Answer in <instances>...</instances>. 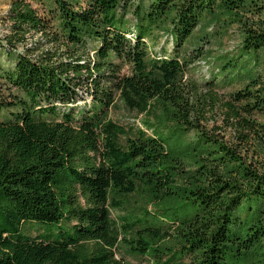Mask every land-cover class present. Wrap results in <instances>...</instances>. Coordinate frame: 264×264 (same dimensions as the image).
<instances>
[{"label": "trees", "instance_id": "1", "mask_svg": "<svg viewBox=\"0 0 264 264\" xmlns=\"http://www.w3.org/2000/svg\"><path fill=\"white\" fill-rule=\"evenodd\" d=\"M126 3L8 0L0 18V80L12 99L0 93V264H124L115 258L109 194L135 190L194 209L172 223L148 214L142 251L173 237L191 264H264V0H146L135 9L133 40ZM211 26L207 43L236 28L231 52L185 48ZM158 33L172 40L170 57H149L145 41ZM201 57L216 72L185 78ZM115 59L130 77L118 75ZM79 91L91 97L89 109L77 106ZM118 91L152 118L144 122L151 135L131 128L124 145L113 140L120 130L105 118ZM27 222L56 229L31 238L21 231Z\"/></svg>", "mask_w": 264, "mask_h": 264}, {"label": "rangeland", "instance_id": "2", "mask_svg": "<svg viewBox=\"0 0 264 264\" xmlns=\"http://www.w3.org/2000/svg\"><path fill=\"white\" fill-rule=\"evenodd\" d=\"M125 1L130 6V12L127 14L126 19L127 29L131 30L126 37L133 40V32L137 23L135 9L137 5L146 2V0ZM7 4L8 0H0V18L5 15ZM34 6L41 12V4L35 2ZM5 30L6 24L0 22V38L5 33ZM215 30L216 26L208 27L206 30H195L192 38L186 42L185 48L191 50L193 47L202 46L205 50L211 51V56L213 57L221 54V52H231L239 41L236 28L232 27L226 33H223L222 39L211 40L210 43H207L205 37L212 36ZM155 35H153V41H145L149 57H170L173 43L169 35L166 33H158L156 37ZM203 36L204 38L201 42L197 40ZM89 54L90 56L93 55L92 52ZM114 62L119 65V76L130 77L132 75L128 64L121 63L116 59ZM216 66L217 64L212 59L206 62V59L201 57L191 67H188L185 78L197 82L208 80L211 74L216 72ZM0 93L3 94L7 101L12 100L8 96L6 85L1 80ZM78 95L77 106L81 107L85 104V108L89 109L91 97L85 91H79ZM4 114L7 113L5 112ZM43 118L45 122L52 121L50 116H43ZM46 118L49 120L46 121ZM105 120L119 128L120 131H116L113 134V140L120 145H124L127 139L132 136L133 131H131V128L141 129L146 134L151 135V130L144 126V122L152 123V118H149L145 113L141 114L136 109L130 108L120 91L116 93L113 106L109 108ZM108 212L113 232L118 239L115 247V258L121 260L124 264H161L169 257H171L173 264L192 263V257L187 256L184 250L178 247L173 237L160 240L156 244H150L144 251L140 249L139 243L144 240L141 238V226L146 218L148 219V214L156 216L165 223H172L176 219L187 218L194 213V209L189 205L188 201L181 202L173 199L156 204L151 202L140 190H135L130 194L111 191L109 194ZM55 229V224L44 225L35 222L24 223L21 227V231L31 238L44 235L46 231L53 232ZM228 259H230V256H228Z\"/></svg>", "mask_w": 264, "mask_h": 264}]
</instances>
